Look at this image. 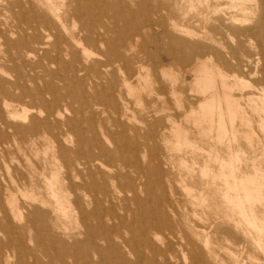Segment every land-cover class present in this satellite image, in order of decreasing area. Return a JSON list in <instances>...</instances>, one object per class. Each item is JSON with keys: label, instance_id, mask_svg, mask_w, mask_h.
<instances>
[{"label": "bare ground", "instance_id": "bare-ground-1", "mask_svg": "<svg viewBox=\"0 0 264 264\" xmlns=\"http://www.w3.org/2000/svg\"><path fill=\"white\" fill-rule=\"evenodd\" d=\"M96 1L60 0L58 5L53 0H43L45 7L36 6L33 2L27 3L28 6L15 2L11 6L18 7L17 13L20 14L16 15L14 21L12 17L13 29H9L7 34L0 33V39L5 40V45L15 51L19 50L23 58H30L36 52L44 53L41 60L47 58L51 53L47 49L54 39L52 48L57 52L54 61L65 66V70L63 74L61 71H52L50 75L60 76L61 81L73 91L74 100L79 106L71 111L72 117L61 123L65 112L52 110L39 93L36 94L37 99L49 108L45 111L44 119L34 117L29 122L30 114L13 104L14 98L17 102L21 101L25 93L21 83L22 70L16 71L18 77L14 83L0 79V95L4 98L0 101V153L4 155V146L10 138H21L23 143L47 139L58 144L50 153L45 154L50 155V161L43 157L45 159L40 158L37 169L29 168L28 178L21 175L18 179L12 177L7 180L0 176V232L6 235L9 232L16 233L17 229L26 230L25 234L17 233L16 241H0V264H29L26 259L34 255V250L37 253L40 250L43 254L40 259L35 258V264H136L130 259L132 256L144 264H173L169 242H163L165 248H157L153 240L145 237L137 244L133 237L127 239L122 230L133 236L139 233L143 236L148 227L153 226L152 229H155L164 225L159 215L168 213L167 209L172 208L170 203L165 209L159 206L153 212L144 206L138 195L143 189L144 176L149 180L154 175H160L157 186L163 193L166 192L167 186L162 180L166 174L160 166H155V162L160 159V143L170 144L171 134L174 135L176 150L182 154L184 163L194 157L195 152L205 150L206 147L202 146L204 139H190L192 129L188 127L189 123L194 124L196 129L208 131V142L218 141L225 148L221 151L219 146L210 145V150H206L208 160L201 168L213 180L207 185L213 184L219 190L222 187V198L226 205L237 210L248 226L259 231L264 227V219H259L252 209L255 193L250 188L251 184L258 185V182L248 177L247 169L243 171L233 166L232 161L235 158L239 160L235 147H239L236 142L239 141L238 134L242 129L247 138L253 140L256 138L254 125L257 124L264 137V0L174 3L180 17H184L183 9L187 5L197 10L198 19L193 22L194 29L177 22L171 24L174 31L179 30L181 38L174 36L165 22L157 20L156 24L151 25L155 11L153 8L157 4L105 8V5L101 6L102 3ZM39 7L44 8V13H37L40 12ZM258 10L261 11V17L254 21ZM22 13L31 14L26 17ZM139 16L145 20L143 27L131 23ZM72 17L85 24L70 31L67 24ZM93 24L98 28L92 31L89 26ZM145 30L154 32V35L159 34L157 31L162 32L167 41L163 50L169 52L168 60L173 59L170 52L174 49L186 50L187 56L179 59L185 70L176 66L169 68L166 63L161 74L168 82L169 93L177 99L176 112L180 119L167 117L162 124L161 119H156L145 110L148 114L146 118L135 120L138 125L135 123V126H128L127 122L132 118L129 115L127 92H139L136 99L140 102V93L150 89L142 82L145 79L148 84L152 82L151 71L143 62V55L152 57L150 43L145 38L135 40L145 34ZM16 34V41L7 37ZM225 35L231 38L230 43L224 49H219L215 45L220 44ZM188 36L192 38L188 40ZM156 39L161 40V35L156 36ZM191 52L195 66H190ZM64 55L68 61H63ZM144 73L146 78L142 80ZM12 89L19 93L15 96ZM46 89H53L55 97L59 94L54 83H48ZM236 90L242 92L241 95L237 96ZM149 92L153 91L150 89ZM56 99L59 102L60 99ZM101 103L110 109L111 128L103 131L104 141L93 126L96 113L94 108ZM27 121L29 124L24 125ZM67 145H75V148H68ZM142 149L150 159V169L142 166ZM60 158L64 161L63 177L52 181L48 173L57 169L55 161ZM212 163L220 164V174L213 169ZM102 168L106 171H96ZM129 170L135 173V177L128 174ZM97 178L101 181L95 184ZM74 179H78L80 184L75 185ZM217 181L222 185L216 184ZM40 182L45 184L58 206L70 203L69 196L74 194L73 212L78 214L77 220L80 221L77 232L57 225L54 233H48L46 223L36 220L45 214L37 204L48 206L38 189ZM13 188L19 193H28L24 196L27 198L24 209L32 210L27 214L22 206H18V195ZM75 190L83 194L79 195ZM257 191L260 193V190ZM115 192L130 193L131 201L139 204L137 211L123 208L125 215H132L134 221L115 212ZM160 196L158 202H167L165 194ZM6 204L11 207L12 216ZM92 205L94 209L89 211ZM103 216H108L114 224L108 226ZM40 231H44L45 235L37 233ZM28 233L38 235L35 239H29ZM116 238L120 240L119 243ZM28 241L29 244H35V249L28 246ZM140 247L148 248L151 255H147ZM191 254L197 264H204L200 261V250L192 251ZM15 258H18L16 263ZM45 258H48L46 262Z\"/></svg>", "mask_w": 264, "mask_h": 264}, {"label": "rangeland", "instance_id": "rangeland-1", "mask_svg": "<svg viewBox=\"0 0 264 264\" xmlns=\"http://www.w3.org/2000/svg\"><path fill=\"white\" fill-rule=\"evenodd\" d=\"M42 1L43 0H0V33L7 34L9 29L12 30L14 18L17 14H20L17 13L19 8H13L11 5L15 4V2H21L24 4V6H28L27 3L33 2V4L36 6H43ZM53 2L59 5L60 0H53ZM96 2L102 3L101 6L105 5V8L157 4L154 5L156 7L153 8V11L155 10L154 14L152 15L154 20L152 19L153 22H151V25L157 22V20L158 22H165L167 29H169L170 32H172L177 38L182 37L181 33L179 30L174 31L171 24L177 22L181 26L186 24L187 26L190 25V27L194 29L195 27L193 22L198 19V16L196 15L197 10H194L192 6L190 7V5H187L183 9L184 17H180L178 8L174 4L177 2H198L197 0H97ZM255 3L256 2H253V4ZM254 6L255 5H253V7ZM43 7H45V5ZM39 9L40 12L37 13H44V8L39 7ZM87 12L88 11H86V13ZM22 14H24L26 17H29L31 13ZM255 14L254 21H257L261 17V11L258 10V12ZM74 19L72 17L68 21L67 25L70 31L80 28L82 24H85L82 23L80 19ZM144 21V18L139 16L138 18H135L133 21H131V23L133 26L143 27L145 23ZM89 27L92 31L98 28L94 24ZM144 33L145 34L142 36L140 35L136 37L135 40L139 41L142 38H145L150 43L149 48L152 52V57L143 55V62L147 67H149V70L151 71L150 76H152V79H150L152 82L149 81L151 84H148L147 79H145L146 74L144 73V78L142 80H145L142 82V84H145L144 86L147 89L150 87L153 92L150 93V89L146 91L143 90L140 93L142 99L140 102H137L138 100L136 99V97L139 96V92L138 94L136 90L133 92H127L129 115L132 118L131 121L127 120L128 126H135V123L138 125L137 121H141L146 118L148 114L145 113V110L150 112L151 115H154L156 119L157 117L158 119H161L162 124L166 122L167 117H176L177 120L180 119L177 118L178 114L176 112L178 110L177 99L169 93L168 82L165 80V78L161 77V74L163 69L166 68V63L169 64V68H171V66H176L177 68H182L181 70H185L183 64L179 63V59L187 56L186 50L181 48L174 49L173 52H170L173 59L168 60L169 52L167 53L163 50V47H165L167 41L163 38L162 32L157 31V33L161 35V40H154L156 36L160 37L159 34L154 35V32L150 33L148 30H145ZM17 36V34L10 37L7 35L8 38H11L14 41H16ZM188 38L191 39L192 37L188 36L187 39ZM230 40L231 38L225 35L222 37L220 44L216 43L215 46H217L219 49H224L227 47L226 45L230 43ZM53 42L54 39H52L51 43L49 44L50 47L47 49L51 52L50 55H48L47 58L41 60V58L44 56L43 52H36L30 58H23V56L20 55L19 50L15 51L14 49L8 48L5 45V40L3 38L0 39V79L14 83L18 77L16 71L18 72V69L22 70L21 83H23L22 88L25 93L23 95V99L18 102L13 96V104L15 106H19L20 109L30 114L29 122L34 117L44 119L45 111L51 107L52 110L56 112H65V118L60 120L62 123L63 120L65 121L66 119L73 116L71 112L72 110L79 107L78 102L74 100L73 91L71 88L69 86L67 87L64 81H61L60 76L56 77L53 74L50 75V72L52 71L53 73L56 71H61L63 74L65 70V66L54 61L56 60L57 52L53 51ZM147 58H149V60H147ZM62 59L63 61H68V57L65 55ZM189 59L191 62L190 66H195L196 62L193 52L190 53ZM232 74L233 72L230 73V75ZM48 83H54L55 88L58 89L59 94L57 97L60 99L59 102L56 101L57 97H55V94L53 93L54 90L46 89ZM135 86H137V84ZM188 87L189 86L185 87L186 91ZM11 91L15 96L19 93V91L14 89ZM39 93L43 95L42 97L45 98V102L49 107L37 99L38 97H36V94ZM235 93L237 96H239L242 92L236 90ZM67 95L70 97H67ZM3 99V95H0V101ZM94 109L96 113L95 123L93 126L97 130L101 140L104 141L103 131L111 128L110 109L102 103ZM51 121L53 122L54 120ZM29 122L27 121L24 125H28ZM194 126L195 125H191V123L188 125V127L192 129V133L189 135L190 139L193 140V138H196L197 141L204 139L205 141L202 143V146L206 148L201 153L195 152L193 155L194 157H190L186 163H184L182 160V154L176 150L177 145L175 144L176 140L174 139V135L172 136L171 134L170 139L172 142L170 144L160 143L159 145L160 159L155 162V166H160L162 171H164L166 174L162 177V180L167 186L166 192L163 193L157 186L158 180L161 179L160 175H154L150 177L149 180H147L145 176L142 179L143 189L139 192L138 196L148 210L150 209L154 212L155 209L159 208V206L165 209L168 203H170L172 206V208L167 209L168 213L159 215L162 218L164 225H161L160 228L155 229H152L153 226L151 228L148 227L147 232L145 231L143 236L140 233L133 236L131 233H128L123 229L122 231L124 236L127 239L133 237L137 244H140L142 239L147 237L151 241L153 240L152 242L153 244L155 243L157 248H165L164 243L169 242L171 252L173 254L172 257H174V260L172 258L173 264H197L195 262V258L191 254L192 251H196L197 249L201 251L200 261L204 264H264V227L257 231L253 227L251 228L248 226L242 219L241 215H239L237 210H234L233 208L226 205L222 198V187L219 190L218 187L213 184L210 186L207 185L209 181L212 182L213 180L211 177L207 176L201 168L205 161L208 160V154H206V150H210V145L219 146L218 149L221 151H224L225 148L221 147V144L218 141L208 142L206 139L208 136H210L208 135V131L206 132L205 130L196 129V126ZM82 127H85V125H82ZM254 129L256 138L253 140L247 138L244 129H242L241 133L238 134L239 141H237L236 144L238 143L239 147L236 146L235 149L239 153V160L235 158L232 163L233 166L243 169V171L247 169L246 173L248 174V177L255 179L256 182H258V185L260 183V186L251 184L250 187L253 189V193H255L253 194L254 202L252 203V209L255 211V214L259 219H264V137L262 135L263 131L259 125H254ZM216 134L217 133L214 135L215 138L217 137ZM57 146V143L47 139L26 143H23L21 138H17L16 140H13L12 138L8 139L7 144L4 146V155L0 153V176L4 179L6 178L7 180H11L12 177L18 179L21 177V175L25 179L28 178L29 168L37 169L41 162L40 158H47L48 161H50V155L48 154L46 156L45 154L47 152L50 153V151ZM2 148L3 147H1V149ZM68 148L74 149L75 145H69ZM123 157H126V155ZM140 161L142 162V166L144 165V167L147 169H150L149 167L152 166L149 157L147 156L146 152H144V149H142L140 153ZM55 162H57V165H55L57 169L51 173H48L52 181L61 180L63 177L62 173L64 171L62 169L64 162L63 159L60 158ZM103 163L106 164L104 161ZM106 165L109 167L108 163ZM211 166L216 170L217 174H220V164L212 163ZM96 171L105 172L106 170L102 168L97 169ZM129 171L130 172H128V174H130L132 177H135V173L131 170ZM100 181V178H97V182H95V184L100 183ZM73 183L75 185H79L80 181L78 179H74ZM146 183L150 189H148ZM216 184L220 185L221 182L217 181ZM38 185V189L41 191V194L48 203V206L43 207L42 205L37 204V206L42 208L45 214L44 216L38 217L36 220L39 223H46L48 233H54L57 225H63L64 227H67L69 231L77 232V230H79L77 228H80V221L77 220L79 217L78 214L73 212L74 204H72V202L74 201V194L69 196L70 203H64V206H58L50 195V191L46 189L45 184L40 182ZM13 190H15V193L18 195V206H22L24 209V203L27 200V198L24 196L28 193H19L16 188H13ZM257 190H260V193ZM75 192L79 195L83 194V192H80L79 190H75ZM161 194L166 195L167 202H158V198L160 199ZM131 198L132 195L130 193L115 192L113 195V203L116 208L115 212L119 216L127 217L123 208H131L134 211H137L140 208L139 204H135L131 201ZM6 207L8 213L10 214L11 207L7 204ZM88 209L89 211H93L94 206L92 205ZM29 210H32V208H28V210L24 209V213L27 214ZM0 217H2V214H0ZM103 218L108 226H112L114 224V222L110 220L108 216H103ZM127 219L130 221L135 220L132 215H129ZM93 222L94 225H97L96 221ZM16 231V233L9 232L6 235H3L0 232V241L13 242L17 240V233H26V230L17 229ZM37 233L45 235L44 231ZM37 235L33 233L27 234L29 239H35ZM116 242L119 243L120 240L116 238ZM29 243L30 241H28V246L32 249H35V244ZM140 249H142L147 255H151V252L148 248L140 247ZM12 251L14 250L12 249ZM34 251V255H29L26 259L29 264H35V258L37 257L40 259V257L43 256L40 250H38V253L36 250ZM184 252L186 253L185 256L183 255ZM17 259L18 258H15V263L18 262ZM130 259L137 262L136 264H144L142 262H138L134 256H132ZM47 260L48 258H45L44 262Z\"/></svg>", "mask_w": 264, "mask_h": 264}]
</instances>
